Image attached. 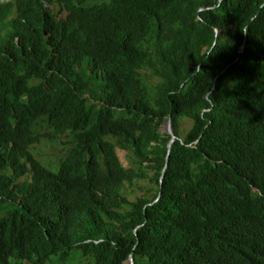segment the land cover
Returning a JSON list of instances; mask_svg holds the SVG:
<instances>
[{"label": "trees", "instance_id": "1", "mask_svg": "<svg viewBox=\"0 0 264 264\" xmlns=\"http://www.w3.org/2000/svg\"><path fill=\"white\" fill-rule=\"evenodd\" d=\"M131 256L264 264V0H0V264Z\"/></svg>", "mask_w": 264, "mask_h": 264}, {"label": "rangeland", "instance_id": "2", "mask_svg": "<svg viewBox=\"0 0 264 264\" xmlns=\"http://www.w3.org/2000/svg\"><path fill=\"white\" fill-rule=\"evenodd\" d=\"M189 127L190 125L187 122L183 123V128L187 129ZM40 152H41L40 158L43 159L45 162H50L51 160L58 162L59 158L64 156L61 146H53V147L46 146L43 149H41ZM120 159L125 164V166H128V163L126 164L127 161L124 155L120 154Z\"/></svg>", "mask_w": 264, "mask_h": 264}, {"label": "water", "instance_id": "3", "mask_svg": "<svg viewBox=\"0 0 264 264\" xmlns=\"http://www.w3.org/2000/svg\"><path fill=\"white\" fill-rule=\"evenodd\" d=\"M167 130L170 134H172V139L170 141V144H169V147H168V158H169V155L171 153V150H172V147L173 145L175 144V141L177 140V137L173 134V129H172V121L170 120L168 123H167ZM167 162H168V159H167ZM165 174H166V170L164 171V176H163V179L165 177ZM127 264H135V260H134V257H130L129 261L126 262Z\"/></svg>", "mask_w": 264, "mask_h": 264}]
</instances>
